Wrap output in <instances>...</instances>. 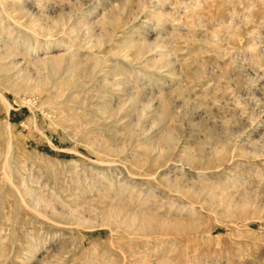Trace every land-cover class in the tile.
Here are the masks:
<instances>
[{
  "label": "rangeland",
  "instance_id": "obj_1",
  "mask_svg": "<svg viewBox=\"0 0 264 264\" xmlns=\"http://www.w3.org/2000/svg\"><path fill=\"white\" fill-rule=\"evenodd\" d=\"M0 264H264V0H0Z\"/></svg>",
  "mask_w": 264,
  "mask_h": 264
}]
</instances>
